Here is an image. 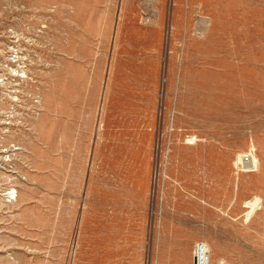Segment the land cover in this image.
Wrapping results in <instances>:
<instances>
[{
	"label": "rangeland",
	"instance_id": "1",
	"mask_svg": "<svg viewBox=\"0 0 264 264\" xmlns=\"http://www.w3.org/2000/svg\"><path fill=\"white\" fill-rule=\"evenodd\" d=\"M161 223L264 264V0H0V264H155Z\"/></svg>",
	"mask_w": 264,
	"mask_h": 264
},
{
	"label": "crops",
	"instance_id": "2",
	"mask_svg": "<svg viewBox=\"0 0 264 264\" xmlns=\"http://www.w3.org/2000/svg\"><path fill=\"white\" fill-rule=\"evenodd\" d=\"M148 168V167H147ZM146 168L147 176L141 180L140 184L134 182L132 173H126L125 178L127 185L122 190L112 191V200L113 203L111 205L112 214L116 212L117 209L120 208L118 199H121V196L126 198L125 211L127 215V224L128 230L134 229L135 236L138 237V241L143 242L146 240L147 236V225L148 219L151 209V196L152 195V182L150 169ZM154 171V170H153ZM113 184L115 181H112ZM94 186L91 184V175L88 173L87 178V192H88V212L90 215H94V196L93 189ZM155 195V194H154ZM105 189L103 188V192L101 197L104 200ZM122 211V209H121ZM162 222V221H161ZM162 224V223H161ZM182 235V232L180 231ZM178 235L177 230L171 227L168 228L166 223L160 227L159 234L157 236V243L154 251V263L155 264H174L175 260V252H171L168 250L169 242L173 240V237ZM195 238H188V252L192 250V247L195 245ZM136 242V243H137ZM142 243V249H143ZM197 243V242H196ZM193 252V250H192ZM178 264V263H176ZM190 264H193V255L191 258Z\"/></svg>",
	"mask_w": 264,
	"mask_h": 264
},
{
	"label": "built area",
	"instance_id": "3",
	"mask_svg": "<svg viewBox=\"0 0 264 264\" xmlns=\"http://www.w3.org/2000/svg\"><path fill=\"white\" fill-rule=\"evenodd\" d=\"M206 261H207V256L204 250V244L202 242H198L194 246L193 264H201L202 262H206Z\"/></svg>",
	"mask_w": 264,
	"mask_h": 264
},
{
	"label": "water",
	"instance_id": "4",
	"mask_svg": "<svg viewBox=\"0 0 264 264\" xmlns=\"http://www.w3.org/2000/svg\"><path fill=\"white\" fill-rule=\"evenodd\" d=\"M159 108L162 110V105L161 104H160ZM157 141H158V139H157ZM158 150H159V144H158V142H156V152H157V154H158ZM156 178H157V164H155L154 171H153V182H152V195L153 196L155 194L154 184L156 183Z\"/></svg>",
	"mask_w": 264,
	"mask_h": 264
},
{
	"label": "bare ground",
	"instance_id": "5",
	"mask_svg": "<svg viewBox=\"0 0 264 264\" xmlns=\"http://www.w3.org/2000/svg\"><path fill=\"white\" fill-rule=\"evenodd\" d=\"M204 250H205V246H204ZM201 264H207L206 262H202Z\"/></svg>",
	"mask_w": 264,
	"mask_h": 264
}]
</instances>
